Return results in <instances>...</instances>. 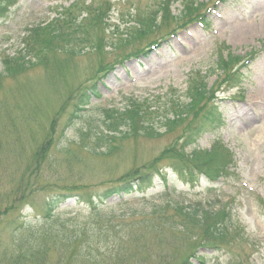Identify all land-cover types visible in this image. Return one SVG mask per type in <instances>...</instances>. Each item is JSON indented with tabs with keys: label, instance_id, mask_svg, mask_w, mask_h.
<instances>
[{
	"label": "rangeland",
	"instance_id": "obj_1",
	"mask_svg": "<svg viewBox=\"0 0 264 264\" xmlns=\"http://www.w3.org/2000/svg\"><path fill=\"white\" fill-rule=\"evenodd\" d=\"M91 1L20 0L7 18L0 21V72L5 58L26 51L28 29L40 23L46 25L69 9L82 19L86 14L85 6ZM96 1L113 5L103 51L80 41L70 45L75 48V55L57 49L52 52L56 59L51 60L53 65H39L1 80L0 208L13 205L14 209L0 219V246L6 247L12 240L13 219L18 215L33 217L31 210H41L51 192L73 184H86L92 193L122 183L135 172L140 174L159 166L162 151L182 142L194 118L193 114H184L185 121L179 128L168 133L161 128L160 136H131L120 141L114 156L103 157L89 154L74 142L79 139L80 130L104 119V110L125 107L128 97L140 103L150 97L151 110L159 107L158 115L164 116L167 112L163 105L167 99L172 96L184 103L191 102L186 95L191 86L205 84L208 94L202 105L217 106L219 115L204 126L197 148L201 151L228 148L234 156L231 174L217 181L200 177L184 183L167 159L162 162L166 165L162 175L155 176L153 188L141 194L114 196L107 200L104 210L124 213L123 219H128L146 217L154 209L176 201L231 203L243 239L233 253H207L206 264H230L235 260L264 264V100L260 99L264 96V0H195L189 17L165 23L149 38L130 46L124 44L131 37L132 27L134 30L138 27L132 19H136L137 14L156 11L158 0ZM189 1L171 0L174 16L182 17ZM200 16L206 19L202 24ZM94 34L99 37L103 33L96 29L93 32V40H96ZM131 51L133 54L126 57ZM229 51L245 58L239 63L240 67L246 64L240 71L241 88L223 94L220 92L226 90L227 83H223L224 73L218 68V62L219 56ZM61 57L68 61H61ZM101 63L109 65L106 71H100ZM93 82H97L99 96H92L89 110L67 128L75 92L83 91ZM70 93H73L72 100ZM216 95L224 99L218 101ZM252 112L257 114L255 118ZM172 114L169 113L171 118ZM158 115L156 119L153 117L154 123L158 122ZM248 115L251 123L245 121ZM197 123L201 129L200 116ZM52 140L47 155H42L41 162L36 163L35 151ZM65 144L74 147L67 154L60 149ZM195 147H188L187 152ZM29 166L33 172L40 171V175L32 179L39 190L36 188L21 203L4 198L18 188L22 179H28L24 174ZM85 207L73 198L60 211L85 217L90 211ZM161 214L170 216L166 210Z\"/></svg>",
	"mask_w": 264,
	"mask_h": 264
},
{
	"label": "trees",
	"instance_id": "obj_2",
	"mask_svg": "<svg viewBox=\"0 0 264 264\" xmlns=\"http://www.w3.org/2000/svg\"><path fill=\"white\" fill-rule=\"evenodd\" d=\"M17 1L0 0V19L8 15L9 9ZM172 3L171 0H158L156 11L146 15L137 14L136 19L132 21L136 22L138 27L135 30L132 27L129 35L131 37H126L129 39L124 45L130 46L140 39L149 38L155 33L156 28L165 23L178 22L189 17L188 13H191L190 9H193L191 5L195 4V0H190L186 4V11L183 16L180 15L182 17L174 16L170 9ZM197 8L196 6L194 9ZM112 9L111 2L98 3L92 0L85 6L86 14L82 19L76 17L69 9L61 12L46 25L37 24L30 29L25 41L26 51L4 59L0 83L4 77H10L15 72L22 73L39 65H53L51 60L56 59L52 52L57 49H61L65 54L75 55L76 50L70 45L79 44L80 41L89 43L91 48L103 51L107 45L104 35L110 26ZM96 29L103 34L99 37L94 34L96 40H93V32L95 33ZM131 54L133 51L126 57H130ZM243 60L244 57L231 51L227 56H219L218 68L224 73L223 83H227L228 87H237L242 82L240 71L243 65L240 67L239 63ZM61 61L66 62L68 59L61 57ZM108 67V64L101 63L99 69L103 72ZM194 87H197V90ZM194 87L191 86L186 93L187 99L191 102L184 103L172 96L167 99L163 105L167 112L164 116L158 115L159 107L151 110L150 97L141 100V103L136 99L127 98L129 101L125 107L105 110L104 119L95 122L88 129L80 130V137L74 145L84 151L87 150L89 154L109 157L114 156L119 150L120 141L136 135L147 138L160 136L161 128H165L166 133L175 131L185 121L184 114L194 115L193 123L182 138V142H177L162 151L159 166L140 174L135 172L122 183L92 193L86 184L62 187L51 192L41 210L36 208L35 211L31 210L33 217L30 216L28 219L18 215L10 224L14 226L10 244L6 247L0 246V264H195V262L206 264L209 256L207 253L221 251L233 253L234 247L243 239V232L237 225L232 205L222 204L220 200L170 203L154 209L143 218L132 216L123 219L124 214L116 215L104 211V204L109 198L115 195L129 196L152 187L156 174L162 175L165 170L166 165L162 162L167 159L171 161L170 167L184 181L193 182L197 176L203 174L210 181H216L231 174L229 169L233 166L234 159L228 148L220 146L221 148L209 151L194 148L190 154L186 152L189 146L197 144L209 120H216L219 115L217 106L206 108L202 105L208 94L206 85ZM75 93V100L71 97L73 93L69 94L73 108L68 116L67 128L81 120L87 111V105L91 103L92 96H99L97 82ZM160 99L161 97H158V100ZM169 113H173L172 118ZM156 114L158 122L154 123ZM198 116L203 124L201 129L197 123ZM51 142L53 140L35 151L33 157L36 163L41 162L42 155H47ZM72 148L74 147L71 144H65L60 149L67 154ZM24 175H27L28 179H22L18 188L10 191L4 198H12L21 203L36 191V188L39 190L38 186L32 184V179L38 177L40 171L33 172L29 166ZM24 185L26 186L22 188ZM71 198H77L86 205L85 208L90 210L87 216L67 215L66 212L60 211L61 206ZM13 209V205L1 207L0 219L6 217ZM165 210L169 211L170 216L161 214V211ZM230 264L253 263L235 260Z\"/></svg>",
	"mask_w": 264,
	"mask_h": 264
},
{
	"label": "bare ground",
	"instance_id": "obj_3",
	"mask_svg": "<svg viewBox=\"0 0 264 264\" xmlns=\"http://www.w3.org/2000/svg\"><path fill=\"white\" fill-rule=\"evenodd\" d=\"M260 99L261 100H264V96H260ZM256 113L255 112H252V116L255 118L256 117ZM246 122H249V123H251V121H252V118H250V116L248 115L247 116V120H245Z\"/></svg>",
	"mask_w": 264,
	"mask_h": 264
}]
</instances>
